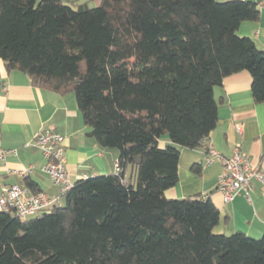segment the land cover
<instances>
[{
	"label": "trees",
	"instance_id": "trees-1",
	"mask_svg": "<svg viewBox=\"0 0 264 264\" xmlns=\"http://www.w3.org/2000/svg\"><path fill=\"white\" fill-rule=\"evenodd\" d=\"M259 14L245 0H0L7 71L74 94L90 135L119 151L117 173L78 180L65 204L25 220L0 212V264H264V235L216 234L211 199L165 195L181 148L216 128L227 77L249 72L264 103V51L238 34Z\"/></svg>",
	"mask_w": 264,
	"mask_h": 264
},
{
	"label": "crops",
	"instance_id": "crops-1",
	"mask_svg": "<svg viewBox=\"0 0 264 264\" xmlns=\"http://www.w3.org/2000/svg\"><path fill=\"white\" fill-rule=\"evenodd\" d=\"M95 6L99 0H65ZM226 2L230 0H217ZM256 2L259 7L257 21L244 22L238 31L241 37L253 39L264 51V0ZM218 103V123L211 135L195 149L181 148L179 182L166 191L169 199H185L202 195L220 211L221 219L214 232L231 235L241 232L248 237L260 239L264 235V185L254 182L252 203L243 196L226 203L217 190L222 172L221 162L207 165L204 161L206 147L212 144L224 157H231L236 144H241L250 155L253 166L264 169V103H256L252 92V76L243 71L227 77L223 85L215 89ZM50 129L64 140L66 164L74 182L89 177L117 173L115 167L119 151L103 147L93 136L91 128L83 120L74 94L60 95L33 85L29 76L20 71H7L0 62V130L2 146L17 150L18 155H9L5 164H0V187L3 184H25L30 179L37 192L52 197L60 190L44 172L45 159L40 148L34 144L41 130ZM170 141L163 138L161 145ZM199 166V171L194 166ZM35 166L26 177L20 171ZM135 178L129 168L126 178Z\"/></svg>",
	"mask_w": 264,
	"mask_h": 264
},
{
	"label": "built area",
	"instance_id": "built-area-1",
	"mask_svg": "<svg viewBox=\"0 0 264 264\" xmlns=\"http://www.w3.org/2000/svg\"><path fill=\"white\" fill-rule=\"evenodd\" d=\"M63 140L60 134L50 129L41 130L34 139V144L40 148L45 159L43 170L59 188V196L52 197L44 192L33 193L26 184H3L0 187V212L12 213L25 220L61 205V197L72 190L76 183L71 179L67 168ZM9 155L17 156L18 151L3 148L0 130V164H5ZM204 161L207 165L222 163L223 169L218 178L217 190L222 193L226 203L239 196L252 203L254 182L258 181L264 185V169L253 166L250 155L241 144L235 145L232 156L228 158L218 152L212 144H208ZM115 167L119 169L118 161ZM34 169L35 166H29L19 173L26 177ZM87 178L88 175L83 176V179Z\"/></svg>",
	"mask_w": 264,
	"mask_h": 264
},
{
	"label": "rangeland",
	"instance_id": "rangeland-1",
	"mask_svg": "<svg viewBox=\"0 0 264 264\" xmlns=\"http://www.w3.org/2000/svg\"><path fill=\"white\" fill-rule=\"evenodd\" d=\"M39 1H41V0H39ZM65 201H66L65 196H62V197H61V204H65Z\"/></svg>",
	"mask_w": 264,
	"mask_h": 264
}]
</instances>
